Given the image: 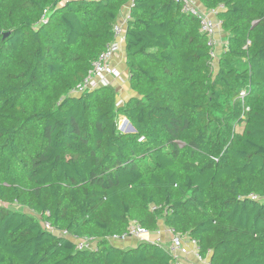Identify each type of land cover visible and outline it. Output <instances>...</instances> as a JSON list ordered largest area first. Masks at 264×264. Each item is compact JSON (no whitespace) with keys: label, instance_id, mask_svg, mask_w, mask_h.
<instances>
[{"label":"trees","instance_id":"1","mask_svg":"<svg viewBox=\"0 0 264 264\" xmlns=\"http://www.w3.org/2000/svg\"><path fill=\"white\" fill-rule=\"evenodd\" d=\"M199 4L221 23L217 69L175 0H0V264H171L168 246L110 241L132 222L210 264H264V0ZM128 6L135 97L72 95Z\"/></svg>","mask_w":264,"mask_h":264},{"label":"built area","instance_id":"2","mask_svg":"<svg viewBox=\"0 0 264 264\" xmlns=\"http://www.w3.org/2000/svg\"><path fill=\"white\" fill-rule=\"evenodd\" d=\"M177 2L182 3L183 12L189 15H192L198 18L201 22V31L207 34L209 37V43L212 44L214 48V52L212 56L217 60L216 55V36L219 31H221V23L215 19L217 11H209L208 14L202 13L196 5L194 0H175ZM127 17L124 20V26L127 25L128 21ZM217 18V17H216ZM122 24H119L115 27V41L110 44L105 52H103L98 59L93 63V68L89 72L88 76L85 78L83 82H81L72 92V95H81L86 91H92L99 87H104L110 85V81L107 77L112 75L115 78H120L118 73H114L111 70V61L114 56L120 51L122 43L124 41V27ZM242 98L245 97V93H242ZM122 100H118V105H122ZM250 198L253 200H259V198L255 195H251ZM49 227L48 225H46ZM159 232V231H158ZM157 233V232H156ZM154 233H150L145 228L141 227L138 223L132 222L129 233L123 237H112L110 239L111 242L123 240L126 238L134 237L138 239L139 242H146L150 244L163 246V242L159 236L152 237L151 235ZM168 234L171 237V244L168 247V250L174 257V261L171 264H181V259L183 256L189 253L188 249L184 246L183 240L184 236L177 234L173 229H168ZM66 235V233H65ZM77 250H95L96 244L88 239H76L74 238ZM192 242V241H191ZM193 245H196L195 242H192ZM200 258V257H199ZM201 259V258H200Z\"/></svg>","mask_w":264,"mask_h":264},{"label":"crops","instance_id":"3","mask_svg":"<svg viewBox=\"0 0 264 264\" xmlns=\"http://www.w3.org/2000/svg\"><path fill=\"white\" fill-rule=\"evenodd\" d=\"M196 2L197 7L199 10L204 13L208 14L209 11L203 7V5L199 4V0H194ZM130 15V6L125 7L123 14L120 19V24L124 26V20L129 17ZM215 19H217L215 17ZM126 27V25L124 26ZM216 42H217V47H216V55H217V60L215 59L214 61V68H218V57L222 53L223 50V45L225 43V38L223 35V31H219L217 36H216ZM111 70L114 73H119L121 76V79L115 78L112 75L109 74L107 79L110 81V83L118 90V100H122V102L128 101L130 98L135 97V93L131 90L130 84H129V74H128V69L126 65V56H125V44L124 41L122 43L120 51L114 56L113 60L111 61ZM152 237H157L159 236L160 239L163 242V246H168L171 244V237L168 234V229L165 228L164 226H161V229L159 232L154 233L151 235ZM117 248L120 249H128V248H135L138 246L140 243L138 239L131 237V238H126L123 240L115 241L112 242ZM184 246L188 249L189 253L185 256L182 257L181 259V264H210V260L208 259H200L198 252H197V246L193 245L192 242L188 239L185 238L183 240Z\"/></svg>","mask_w":264,"mask_h":264},{"label":"water","instance_id":"4","mask_svg":"<svg viewBox=\"0 0 264 264\" xmlns=\"http://www.w3.org/2000/svg\"><path fill=\"white\" fill-rule=\"evenodd\" d=\"M9 36V34H6L5 37ZM124 122H125V125H128L127 129H126V133H134L135 132V129L134 127L128 122L127 119H124ZM126 126H123V129L125 128ZM122 130V129H121ZM211 259V257L209 258V260Z\"/></svg>","mask_w":264,"mask_h":264},{"label":"rangeland","instance_id":"5","mask_svg":"<svg viewBox=\"0 0 264 264\" xmlns=\"http://www.w3.org/2000/svg\"><path fill=\"white\" fill-rule=\"evenodd\" d=\"M119 74V73H118ZM120 75V74H119ZM119 79H121V76H120V78ZM123 126H126L124 129H123ZM127 127H128V125H125V122H124V119L122 118L121 119V121H120V129H122V130H126L127 129Z\"/></svg>","mask_w":264,"mask_h":264}]
</instances>
